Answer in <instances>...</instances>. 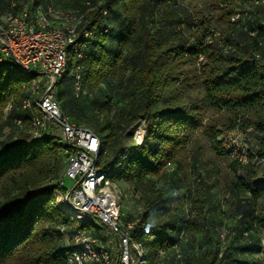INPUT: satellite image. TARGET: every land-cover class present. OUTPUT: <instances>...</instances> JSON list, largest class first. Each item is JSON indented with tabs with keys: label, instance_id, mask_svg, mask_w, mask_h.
I'll list each match as a JSON object with an SVG mask.
<instances>
[{
	"label": "trees",
	"instance_id": "trees-1",
	"mask_svg": "<svg viewBox=\"0 0 264 264\" xmlns=\"http://www.w3.org/2000/svg\"><path fill=\"white\" fill-rule=\"evenodd\" d=\"M3 1L2 15L14 0ZM15 1L31 8L44 4L43 0ZM86 3L93 10L85 15L87 22L80 29L90 30L92 36L82 59L69 56L55 97L61 111L73 123L90 129L98 137L100 169L110 171L112 180L143 185L147 178H157L166 167L176 165L179 154L192 147L199 136H205L218 156L229 159L233 177L230 191L246 196L240 207L239 233L245 243L223 252L214 247L201 256H190L187 263L249 264L243 259L248 254L262 257L264 181H258L257 169L252 164L264 163V4L254 6L252 0H212L213 10L228 30L225 44L219 46L206 42L213 31L196 30L198 15L181 8L180 0H56L55 6L85 13ZM245 5V13L239 12ZM103 9L107 10L106 16L101 13ZM157 9H162L164 16L159 24L154 20ZM237 15L238 19L232 21ZM184 23L194 29L191 40L179 34ZM157 24L162 29L154 30ZM161 30L163 34L159 33ZM171 36H177L178 42L164 46L163 39ZM196 61L199 68H193V78L199 82V101L185 100L182 105L173 102L181 89L178 85L184 88L189 81L176 67L195 65ZM118 70L120 76L126 77V85L124 89L119 86L115 93L120 94L125 107L111 116L98 96L100 86L116 77ZM77 72L84 92L93 96L97 110L85 112L83 94L77 95L74 90ZM30 79L0 67V132L9 125L16 135L0 141V194L4 195L0 207V264H67V253L73 247L66 245L65 237L72 243L74 234L84 226L71 221L56 206L54 183L65 167L63 144L59 137L49 134L32 141L27 134L30 121L25 131L19 133L11 121L29 118L20 107L28 97ZM10 104V117L4 119L3 112ZM210 111L212 116H207ZM139 120L145 121L146 137L117 166L116 158L128 147L124 143L126 130ZM235 129L244 136L255 137L254 149H246V164L223 149L219 141L223 133ZM133 219L124 216L125 221ZM140 220L151 231L131 232L130 242L145 251L146 264H156V258L185 242L187 232L194 235L202 231L200 220L196 219L182 227L175 226L169 234L161 231L151 240L155 227L142 217ZM96 229L95 236L104 242L106 238L101 237V232L108 231Z\"/></svg>",
	"mask_w": 264,
	"mask_h": 264
},
{
	"label": "built area",
	"instance_id": "built-area-1",
	"mask_svg": "<svg viewBox=\"0 0 264 264\" xmlns=\"http://www.w3.org/2000/svg\"><path fill=\"white\" fill-rule=\"evenodd\" d=\"M43 2L31 8L29 4L14 0L0 20V67L31 78L28 97L20 107L29 118H13L12 125L18 133L24 132L30 121L28 134L32 141L49 134L58 136L63 144L65 167L63 176L54 183L56 206L71 221L84 226L72 238L73 249L67 253V264H146L145 251L141 247L134 246L136 253L132 252L130 233L137 230L149 233L151 227L138 217L124 220L119 196L112 189L111 172L99 167L101 145L98 137L90 129L73 123L61 111L55 97L57 82L67 70L69 56L80 60L87 49L92 32L80 27L87 22L85 15L93 8L86 3L87 9L81 13L80 10L57 8L56 0ZM252 4L258 6L264 4V0H252ZM101 13L106 16L107 10ZM236 19L238 15L232 21ZM74 81L75 93L85 94L79 72ZM8 108L11 110L13 105ZM135 125L130 144L115 160L117 166L122 165L132 149L141 146L146 137L145 121L139 120ZM235 133L240 132L232 130L223 134L219 141ZM223 147L246 164V147L237 152L226 144ZM65 179L72 181L71 187H65ZM96 228L108 231L103 236L104 242L95 236ZM219 236L224 241L226 232ZM261 246L264 248V240Z\"/></svg>",
	"mask_w": 264,
	"mask_h": 264
},
{
	"label": "rangeland",
	"instance_id": "rangeland-1",
	"mask_svg": "<svg viewBox=\"0 0 264 264\" xmlns=\"http://www.w3.org/2000/svg\"><path fill=\"white\" fill-rule=\"evenodd\" d=\"M180 4L181 8L189 9L198 15L199 21H196V30L200 32L206 29L213 31V36L206 41L208 44L210 42L212 45L219 46L225 44L224 38L228 30L219 14L213 10L212 0H180ZM4 5V1L0 0V20L3 18ZM247 7L245 5L239 12L245 13ZM163 18V10L157 9L154 14L156 23L162 22ZM158 24L154 26V30L162 29ZM179 30L182 37L191 40L192 30H194L192 26L184 23ZM159 33L163 34L164 32L161 30ZM165 38L162 41L164 46L178 42L177 36ZM198 61L195 65L182 64L176 67L177 72L185 75L189 81L184 88L183 85H178V88L181 89L177 90L173 102L182 105L185 100L189 103L196 99L199 101V82L193 78L195 75L193 68H199ZM120 70L116 77L109 78L107 84L100 86L98 96L100 103L105 105V111L109 112L111 116L120 113L125 107V102L120 94L115 93L119 91V86L124 89L126 85L124 83L126 77L120 76ZM109 87L114 90L111 91ZM87 96L85 90L81 103H85L86 113L96 109L93 96ZM3 113L4 119L10 117L11 113L8 107ZM207 116H212V111L207 112ZM135 128L134 122L127 128L124 135L125 146L130 144L132 137L130 133L133 135ZM11 137L15 138L16 135H13L9 125H6L0 132V141ZM220 143L223 149V144H226L235 152L241 150L242 147L253 150L255 137L252 134L244 136L235 133L225 137ZM193 155L196 157L194 158ZM177 159L176 165L166 167L157 178H147L143 185L132 186L124 180H112V189L119 196L121 214L128 218L142 217L145 222L154 226L155 232L149 238L151 240L158 237L161 231L165 230L164 232L169 234L175 226L179 228L184 223L190 224L196 219L200 220L198 224L201 225V233L193 235L192 231L187 232L184 234L185 242H180L165 256L156 258L155 263L188 264L187 259L190 256H201L214 247L223 252L225 249L235 248L237 244H244V240L239 236L241 231L240 207L242 202H245L246 196L230 191L233 177L229 170V159L218 156L214 151L213 144L205 136H199L193 146L186 152L180 153ZM252 165L257 169L258 181H264V163L253 162ZM61 173L63 176V172ZM45 184L47 185V182ZM71 186L72 181L65 179V187ZM3 203L4 195L0 194V207ZM222 232H226L224 241H221L219 236ZM106 235L107 233L101 232V237ZM261 239L264 240V235H261ZM65 243L66 245L72 244L68 236L65 237ZM132 245V252L136 253L134 246L138 247L139 245L135 242ZM243 259L249 264H252L253 261L264 264V259L261 256H255V254H248Z\"/></svg>",
	"mask_w": 264,
	"mask_h": 264
}]
</instances>
